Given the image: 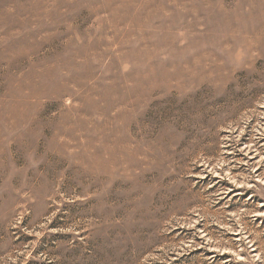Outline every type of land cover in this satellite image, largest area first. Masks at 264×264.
<instances>
[{
  "label": "rangeland",
  "instance_id": "1",
  "mask_svg": "<svg viewBox=\"0 0 264 264\" xmlns=\"http://www.w3.org/2000/svg\"><path fill=\"white\" fill-rule=\"evenodd\" d=\"M0 264H264V0H0Z\"/></svg>",
  "mask_w": 264,
  "mask_h": 264
}]
</instances>
